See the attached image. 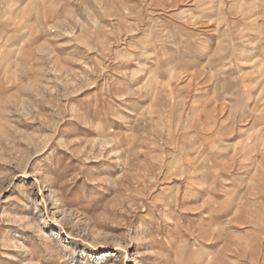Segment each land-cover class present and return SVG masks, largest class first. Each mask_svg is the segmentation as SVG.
<instances>
[{
	"label": "rangeland",
	"instance_id": "obj_1",
	"mask_svg": "<svg viewBox=\"0 0 264 264\" xmlns=\"http://www.w3.org/2000/svg\"><path fill=\"white\" fill-rule=\"evenodd\" d=\"M0 264H264V0H0Z\"/></svg>",
	"mask_w": 264,
	"mask_h": 264
},
{
	"label": "bare ground",
	"instance_id": "obj_2",
	"mask_svg": "<svg viewBox=\"0 0 264 264\" xmlns=\"http://www.w3.org/2000/svg\"><path fill=\"white\" fill-rule=\"evenodd\" d=\"M250 43V42H249Z\"/></svg>",
	"mask_w": 264,
	"mask_h": 264
}]
</instances>
